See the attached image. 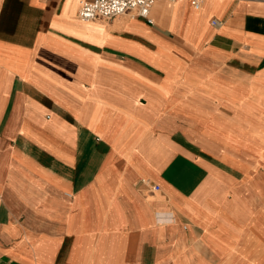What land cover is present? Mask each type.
<instances>
[{
  "label": "crops",
  "instance_id": "0c3cea01",
  "mask_svg": "<svg viewBox=\"0 0 264 264\" xmlns=\"http://www.w3.org/2000/svg\"><path fill=\"white\" fill-rule=\"evenodd\" d=\"M80 1L0 0V264H264V0Z\"/></svg>",
  "mask_w": 264,
  "mask_h": 264
},
{
  "label": "built area",
  "instance_id": "2783aa9c",
  "mask_svg": "<svg viewBox=\"0 0 264 264\" xmlns=\"http://www.w3.org/2000/svg\"><path fill=\"white\" fill-rule=\"evenodd\" d=\"M157 1L174 2L176 0H81L77 10V16L82 21L110 20L117 16L129 14L132 17L145 19L152 23L150 18L151 7ZM202 0H191L195 8H199ZM218 19H212V25H218ZM141 184L150 189L158 190L149 180H140Z\"/></svg>",
  "mask_w": 264,
  "mask_h": 264
},
{
  "label": "bare ground",
  "instance_id": "6f19581e",
  "mask_svg": "<svg viewBox=\"0 0 264 264\" xmlns=\"http://www.w3.org/2000/svg\"><path fill=\"white\" fill-rule=\"evenodd\" d=\"M194 7V6H193ZM195 8V7H194ZM195 9H198V8H195Z\"/></svg>",
  "mask_w": 264,
  "mask_h": 264
}]
</instances>
